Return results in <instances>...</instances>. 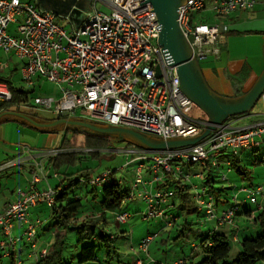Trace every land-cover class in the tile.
Listing matches in <instances>:
<instances>
[{
    "label": "built area",
    "instance_id": "obj_1",
    "mask_svg": "<svg viewBox=\"0 0 264 264\" xmlns=\"http://www.w3.org/2000/svg\"><path fill=\"white\" fill-rule=\"evenodd\" d=\"M140 1L143 0H88L89 9L80 24L67 31L56 21L57 15L53 11L40 8L34 2L0 0V47L22 61V79L33 85L34 79L44 78L61 87L57 97L21 99L18 108L47 111L54 117H82L97 123L128 127L163 140L200 135L205 128V118L191 115L195 105L179 89L176 69L166 64L157 43L160 30L155 27L159 23L157 16L150 11L149 1L139 4ZM254 2L186 0L179 5L176 20L191 48L192 58L198 61L208 56L217 57L228 32L227 17L239 9L251 10ZM104 6L108 11L102 10ZM198 14L201 16L197 17ZM11 23L15 24L16 34L8 33ZM5 66L0 64V69ZM11 99L7 82L0 79V103ZM257 101L261 104L259 118L240 124L242 117H228L194 145L166 148L160 152L135 145L123 149L138 154L136 158L145 159L149 175L143 176L144 164L139 163L126 199L133 198L137 192L146 203L144 217L163 218L166 206L161 208V204H168L172 191L159 185L167 178L191 185L188 182L190 173L185 170L189 163L201 167L216 166L214 156L226 148L235 151L264 144V91ZM64 150L53 148L45 153L54 155ZM13 161L0 165V169L12 165ZM42 172V164L35 166L27 188L17 189L16 198L0 211L3 256L13 257L17 246L25 243L30 254L36 256L33 264H41L38 258H43L46 246L38 247L36 229L42 220L31 219L29 210L38 204L48 208L54 206L56 192L50 185L37 187L40 180L47 178ZM112 174L108 169L96 176L81 177L80 181L89 186H100ZM193 188L195 204L204 211L206 220H215L219 226L233 223L235 206L217 211L213 195L204 187L200 191L195 185ZM252 189L247 190L246 196L250 202H256L258 195L264 193V186ZM129 216L128 212L119 211L115 213L114 221L119 225ZM15 222L23 226L19 234H12ZM153 238L154 235L145 237L138 244V250L147 252ZM193 246L195 249L196 245ZM183 262L182 258H177L163 264ZM132 264L145 262L138 257Z\"/></svg>",
    "mask_w": 264,
    "mask_h": 264
},
{
    "label": "rangeland",
    "instance_id": "obj_2",
    "mask_svg": "<svg viewBox=\"0 0 264 264\" xmlns=\"http://www.w3.org/2000/svg\"><path fill=\"white\" fill-rule=\"evenodd\" d=\"M22 1H31L34 0H22ZM64 3L66 0H60ZM35 3V2H34ZM61 4V2H60ZM70 5L78 4L77 2H69ZM84 7V6H83ZM65 9L60 6L59 12H62ZM88 7H84L83 13L85 14L88 11ZM102 10L108 11V7H102ZM244 12V11H243ZM246 12V11H245ZM209 16L210 14L207 13ZM234 13H231L233 15ZM249 19L247 23L236 25L231 22V17L225 23L228 26V32L225 35L226 45H224V54L228 53L230 49L231 57H244L245 66L251 68L252 71H259L262 67L264 61V30H258V32H251L250 30L253 27L258 25H263L264 23H252L254 19L260 18L255 12L248 13ZM229 15V16H231ZM201 16L198 14L197 17ZM56 21L63 26L67 31H70L72 28V23L60 14H57ZM15 24L11 23L8 28V33L16 34ZM230 32V33H229ZM227 36L230 39L227 42ZM228 37V38H229ZM155 42V40H152ZM221 50V46H220ZM218 57V56H217ZM214 58V57H213ZM212 57L208 58L209 60H215ZM208 60V61H209ZM211 62V61H210ZM222 61L218 60L214 65L223 64ZM209 62H201L200 67H212ZM0 64L6 65L4 69H0V78L6 81H9L11 85L15 88H19L22 91L26 92L29 96V100H32L35 96H54L57 97L60 95V85L51 81H48L44 78L34 79V84H28L22 79L20 73V64L21 60L18 59L12 52L7 53L0 47ZM244 75V73H238L234 75L239 78V76ZM231 84L234 82L231 78L229 79ZM38 112V115L44 118H51L53 115L47 111H35ZM261 112V104L259 101L255 103L251 110V116L242 118L239 120V123H246L250 119L259 118L258 113ZM193 117H201L202 112L196 106L191 112ZM49 133L44 131H37L28 126H25L16 121H4L0 123V165L8 163L12 160L13 164L8 165L7 168L0 169V205L6 198L10 197L12 190L16 191L17 189H26L29 183V180L33 176V170L31 172L28 170L26 164H18V160L22 156L29 154H37L42 149H48V147H57L63 141L64 145H70V143L75 141V146L66 148L63 152L78 151V158L75 159L73 164L69 166L70 171L76 170L79 168L88 167L89 172L92 176H96L105 170H111L113 172L112 178L116 180H122L123 185L126 186L134 178L136 167L139 163L144 164L142 169V174L146 178L149 175L148 170L146 169L147 162L145 159L136 158L138 154H131L124 152L123 149L129 145H134L126 140L127 136L123 133L115 134H97L99 136L105 137L106 141L103 146L97 145V147H88L93 151H88L85 144L84 134L77 133L74 134L70 130L56 131L55 133L49 134L52 136L50 140H47ZM103 142V141H102ZM86 145H84V144ZM130 143V144H129ZM138 147V146H137ZM236 151V152H235ZM233 151L231 148H226L223 150V154L229 155L232 152L237 153L241 163L244 164L249 170V176L244 177L243 179L236 174V171L233 169L228 170L226 166H223L222 172L227 177V180L220 181L218 178L215 180L213 185L215 187H225V194L219 197V208L229 207L234 203V195L237 196V203L240 204V215H237L234 218L232 227H223L221 230H225L228 240L230 243V250L228 260H232L240 250V245L238 241H233L230 232H233L241 238L242 236L256 235L257 230L261 231L258 223H256L254 216L258 211V206L264 207V193L258 195L256 202H250L246 196L247 190L257 186H264V144H260L257 147L256 155H252L250 152H240V149ZM62 152V153H63ZM47 156L48 154L45 153ZM41 158H44L43 156ZM254 159L256 161H254ZM37 160V159H36ZM43 166V165H42ZM67 166H62L60 168V173L66 170ZM200 170L201 168L194 164L189 163L188 166H185V169ZM43 172L46 173L47 169L43 166ZM37 173H40V170L36 168ZM67 171V170H66ZM229 171V172H227ZM42 172V173H43ZM192 173L190 172V181L192 183ZM62 175V174H60ZM49 179H52V187L55 186L58 179L56 177L50 176ZM56 180L54 182L53 180ZM45 182V179H42ZM41 180V181H42ZM201 180V178H200ZM41 181L38 184L39 188L43 187ZM81 185L72 186L68 189V193L72 194L76 192L81 197L82 207L77 213V223L81 222L83 218H86L88 215L94 216V214L99 213L98 201L101 198L100 189H97L95 193L91 194L88 192L90 190L89 186ZM161 186V184L159 185ZM242 187L247 188L246 191H240ZM141 188V186H140ZM194 189V188H193ZM252 189V190H253ZM201 188L197 187V191H200ZM227 201H225V198ZM190 198L192 196L190 195ZM172 199V198H171ZM174 201V200H173ZM176 205L179 200H175ZM40 213L41 217L46 216L49 213V208L42 204ZM45 206V207H44ZM217 207L218 210H221ZM243 209H248L251 212L250 216L243 217L241 211ZM121 211H126L130 214L125 223L120 224L119 226L114 221V212H106L104 214L105 219L103 224H106L112 231H116V238L112 241L114 246V251L111 255L110 264H132L133 261L138 257L150 256L158 261H171L173 257L176 256H188L193 253L191 259L192 262H196L201 259L202 255L200 253L199 240L200 236L205 234L207 227H215V222H207L206 225L197 224L198 217L195 214H185L184 211H180L177 207L172 209L171 212L173 215H178L175 218V221L167 215H164L163 218L160 217H144L147 213L146 203H144L140 197L137 196V192L133 198L125 199L120 207ZM94 213V214H93ZM44 214V215H43ZM243 214V213H242ZM245 215V214H244ZM186 218V220H185ZM200 219V218H199ZM43 230L44 232L40 233L38 236V247L46 243H50L55 232L54 228L50 225V220L45 218L43 220ZM106 222V223H105ZM170 222V224H167ZM172 223V225H171ZM200 223V222H199ZM117 225V226H116ZM48 226V227H47ZM186 226V229L183 231V234L178 236V232L181 228ZM119 227V229L117 228ZM148 235H154L152 241L149 242L147 247V254L138 250V244ZM178 236L177 238L173 237ZM43 238H45L43 240ZM3 240V237L0 235V241ZM88 244H93L96 246L97 256L99 259L105 263L107 256L104 254V247L95 240L80 239L76 233L75 227L70 225L68 230H65L64 236V246L62 251L63 264H79L77 262L80 249L83 246ZM192 244L196 245V248H192ZM22 250L18 252L14 258L13 264H16L18 261L23 264H33L36 260V256L30 254V251L27 247H24L23 244ZM135 253H138L136 255ZM17 258V259H16ZM11 258L9 256H3V251L0 247V264H11ZM83 264H97L96 262H86ZM152 264V263H151Z\"/></svg>",
    "mask_w": 264,
    "mask_h": 264
},
{
    "label": "trees",
    "instance_id": "obj_3",
    "mask_svg": "<svg viewBox=\"0 0 264 264\" xmlns=\"http://www.w3.org/2000/svg\"><path fill=\"white\" fill-rule=\"evenodd\" d=\"M1 79V78H0ZM4 80V79H1ZM11 92H12V99L9 102H2L0 103V110L3 109H12L16 108L19 109L17 104L21 99L28 100L29 96L26 92L22 91L19 88H15L11 85L9 81H6ZM243 92L241 87L236 89L235 96L241 95ZM25 113L27 114H34V111L27 110ZM238 116V115H236ZM231 116V117H236ZM205 114L202 113L201 118H205ZM70 130L72 133H82L84 134L85 144H89L88 147H97V145L103 146L106 139L103 136H99L97 134H92L89 132H83L78 129H66L65 131ZM103 141V142H102ZM65 143L61 141L60 147L62 149L70 148L71 146H75V141L70 143V145H64ZM84 144V143H83ZM84 144V145H85ZM130 144V143H129ZM86 146V145H85ZM258 147V146H257ZM257 147L254 148H247V149H240V152L244 154V152H250L252 155H256ZM78 151H71V152H61L54 155L47 156V166L53 170H60L62 166L69 167L76 158H78ZM236 152V151H235ZM232 152V154H217L214 156L216 159L217 165L212 166L210 171H208L201 182L197 185L198 187H204L208 193L213 195L216 209H217V200L219 197L225 194V187H215L213 183L218 178L220 181L227 180V177L224 176L225 174L222 172L223 166H226L228 170L233 169L236 171V174L239 175L242 179L244 177L249 176L248 168L241 163L237 153ZM226 157L227 160H223L221 163L218 162V158ZM228 161V164L225 162ZM254 161H256L254 159ZM64 178L60 179V181L54 186L55 192V203L54 206L49 208V213L46 215L45 218L50 220V225L54 228L55 232L53 234L52 241L50 243H46L41 245L40 247L46 246V253L43 255V258H38V261L41 264H63L62 259V251L64 246V236L65 230H68L70 225L75 227L76 233L80 239H87V240H95L98 241L100 245L104 247V254L107 256L105 263H103L99 257L97 256L96 246L93 244H88L86 246L81 247L80 253L77 259L79 264H83L86 262H96L97 264H110L111 255L114 251L113 240L116 238V231H112L106 224L107 220L104 217L106 212H114L115 213L121 211L120 207L123 201L129 196L130 187L129 184L126 186L123 185V181L116 180L112 178L107 182L102 183L100 186H89L84 182L80 181L81 177L88 178L90 176V172L88 167L85 168H77L74 171H66L62 172ZM224 176V177H223ZM89 186L90 190L89 193L93 194L96 192L97 189H100L101 198L98 201L99 213L92 215H88L86 218L81 219V222L76 221L77 213L79 209L82 207V200L78 193L73 192L72 194L68 193V189L72 186L76 185ZM170 186L173 187L172 196L173 199L170 198L168 204L166 205L165 215L171 217L173 219L178 217V215H173L171 212L172 209L178 208L180 211H184L185 214H195L198 217L197 224H202L203 226L206 225L207 222H211L212 220H206L204 211L199 210L194 201V194H192V198L188 197V189L191 187L190 184H180L177 180H172L171 178H167V180L161 184V186ZM170 188V187H169ZM244 188V187H242ZM212 192V193H211ZM214 193L216 195H214ZM225 198V197H224ZM234 203L231 204L229 207L235 206L236 210L234 212V218L237 215H240V204L241 202L237 203L236 198L237 196L234 195ZM178 199L179 202L176 205L175 200ZM174 200V201H173ZM225 201L227 199L225 198ZM257 201V200H256ZM171 205V206H169ZM228 208V207H226ZM221 210L225 208H220ZM217 211H220L217 209ZM243 213V214H242ZM250 216L251 212L248 209H243L241 211V215ZM45 218L43 220H45ZM200 218V219H199ZM256 223H258L260 230H257L258 233L256 235H244L241 238L237 236L235 241L239 242L240 250L236 254V256L232 260H228L229 250H230V243L228 240V236L224 230H221L223 227H232V224H224V225H217L215 222V227H207L205 234L200 236L199 240V247L200 253L202 255L201 259L192 262L190 260H186L187 258H182L184 260L183 264H264V207L258 206V211L254 216ZM106 221V224L104 223ZM186 220V218H185ZM175 221V220H173ZM200 222V223H199ZM234 222V220H233ZM120 225V224H119ZM118 225V226H119ZM172 225V223H171ZM43 226V221L39 225V227ZM117 226V225H116ZM48 227V226H47ZM120 227V226H119ZM119 227H117L119 229ZM186 229V226L180 229L178 232V236L183 234V231ZM233 231V230H232ZM38 238V232L36 233ZM235 235V234H234ZM233 235V236H234ZM178 236H174L173 238H177ZM231 236V234H229ZM23 244L24 247L28 246L25 243ZM194 244H192V248L194 249ZM143 252V251H142ZM147 254V252H143ZM139 256L138 253H135ZM192 254V253H191ZM190 254V255H191ZM145 264H163L164 262L158 261L150 256L141 257ZM177 259V258H176ZM175 260V259H174ZM14 259L11 257L10 263L13 264ZM135 261V260H134ZM133 261V262H134ZM173 261V260H172ZM70 264V263H68Z\"/></svg>",
    "mask_w": 264,
    "mask_h": 264
},
{
    "label": "water",
    "instance_id": "obj_4",
    "mask_svg": "<svg viewBox=\"0 0 264 264\" xmlns=\"http://www.w3.org/2000/svg\"><path fill=\"white\" fill-rule=\"evenodd\" d=\"M48 0H35L37 6L53 11L68 18L73 27H77L84 17V7L72 4L65 7L62 12L53 9L47 4ZM57 2L60 0H56ZM149 1L154 11L158 24L155 25L158 31L157 43L160 46L166 64L175 67L179 79V89L194 103V105L205 114V128L203 132L195 137L175 138L163 140L149 134L139 132L128 127L111 126L97 123L82 117H58L53 120H35L24 114L34 127L49 129L52 127H64L65 129H78L92 134H115L123 133L126 140L135 146L160 152L166 148H178L194 145L203 139L214 126L220 124L231 116L249 114L261 93L264 91V68L253 83V85L241 95L222 97L212 92L205 83L200 67L196 59L192 58L191 48L177 23L178 6L186 0H143L139 4ZM74 2V1H73ZM156 20V19H155ZM154 21V20H153Z\"/></svg>",
    "mask_w": 264,
    "mask_h": 264
},
{
    "label": "crops",
    "instance_id": "obj_5",
    "mask_svg": "<svg viewBox=\"0 0 264 264\" xmlns=\"http://www.w3.org/2000/svg\"><path fill=\"white\" fill-rule=\"evenodd\" d=\"M254 1H255L254 5H253V8L251 10H244V9L236 10V11L232 12V13H234L233 15L230 14L231 16L227 17L226 21L231 17V22L232 23L234 22L235 26L241 25V24L247 23V19H249V17H248L249 12H255V13H257L256 15L259 16L260 18L254 19L251 22L252 23H254V22L264 23V0H254ZM82 6L88 7V0H87L86 4L85 5L83 4ZM209 18H210V16H209ZM211 18L214 19V17H212V16H211ZM260 28H262L261 30H264V24L253 27V29H251L250 31L251 32H258V30H260ZM228 37L229 36H227V38H226L227 42L230 39V37L229 38ZM224 45H226V41L220 45L221 50L219 52L218 57L208 56L207 58L198 60L197 62H198V65L200 67V61L206 62V63L209 62L208 64H211V62L216 64V62L218 60L222 61V58H223V61H224L223 64L214 65V66L211 64L212 67H205V68L200 67V71L202 73V76H203L205 83L207 84V86L209 87V89L212 92H214L215 94L222 96V97L233 98L235 96L236 89H238L239 87H241L242 92H246L253 85V83L255 82V80L257 79V77L259 76V74L261 73V71L264 68V61H263L262 67L259 69L258 72L252 71L251 68L247 69V67L245 66V60H244L245 58L244 57H242V58L241 57H231L230 56V49L228 50L227 54H224V56H222V53H224L223 52L224 51ZM210 57H212V58L214 57L213 59H215V60H209L208 58H210ZM21 63H22V61H21ZM20 66H21V64H20ZM238 73H244V75L239 76V78H237L234 75H236ZM230 78L232 80H234V82L232 84L229 80ZM26 111L27 110H25V109H18L17 110L16 108L0 110V123L4 122V121H16V122H19L25 126L32 128V129H35L37 131H40V132L44 131L45 133H49V134L55 133L58 130L59 131L66 130L64 127H60V126L52 127L49 129H39V128L34 127L24 116L15 114V112H18V113L24 114V115H26L32 119L44 120V121L53 120L56 118V117L52 116L51 118L42 119V118H39L41 116L38 115V112L36 113L34 111V114L31 115V114L25 113ZM251 115H254V114H251V111H250L249 114L237 116L234 118H238V117L246 118V117L251 116ZM255 119H257V118H255ZM49 134H48L47 140H50L52 138V136H49ZM59 147H60V145L57 147H48V149L46 148V149L40 150L37 154H34V155L29 154L26 156H22L20 159H17L18 164H22V165L26 164L27 168L30 172H31V170H33L35 168V166H39L40 164H42L44 166V168L45 167L47 168V169H45L46 173L43 172V175H45L47 178L45 179V182H44V180H42V181L40 180V181L43 184V187H45L47 185L52 186V179H49L50 176L54 177L53 174L56 172L57 173L56 178L58 179V181H57V183H58L60 181V179L64 178V175L62 173H60V170H53L50 167V165L47 166V159H46L47 156H44V153H45V151H47L49 149L59 148ZM221 153H223V151L219 152V154H221ZM42 156L44 158H41ZM223 160H227V158L226 157L218 158L219 163H221ZM199 167L201 168L199 171L198 170L190 171L188 168L185 169L189 173L190 172L192 173L191 174L192 175V183H191V187L188 189V193H189L188 197L189 198H190V195L194 194V192H195V189H193V185L198 187L197 185L201 182L204 175L208 171H210L212 166L208 165V166H203V167L199 166ZM68 169H69V167L66 168L67 171H69ZM227 172H229V171H227ZM60 174H62V175H60ZM169 178H171V177H169ZM200 178H201V180H200ZM172 180H174V179H172ZM53 181L56 182L55 179ZM57 183H55V185ZM38 184H37V187H38ZM166 187H168V188L170 187L169 189L171 191L173 190V187L170 186L169 184H168V186L166 185ZM206 190H207V187H206ZM15 192L16 191L12 190L10 193V197L6 198L3 201V203L0 205V211L4 208V206L8 202H10L16 198ZM214 195H216V194L214 193ZM172 199H173V197H172ZM217 201H219V200H217ZM218 203L219 202H217V207H218ZM165 206H166V204H161V208H164ZM42 207H43L42 204H38V205L30 208L29 217L31 219H35V218H40L41 220L44 219L46 216L41 217L42 213H40ZM243 217L246 218V215H243ZM22 228H23V226H21L20 222H15L14 227L12 229V234H19L21 232ZM43 229L44 228L42 226H40L36 229V231L38 232V234H40L41 232L42 233L44 232ZM228 230H229V234H231V239L233 241H235L236 233H234L235 235L233 236V232L232 231L230 232V229H228ZM44 239L45 238H43V240ZM21 250H22V246L18 245L16 254L12 258L14 259L16 257V255L18 254V252H20ZM178 257H184V258H187L186 260H190V258L193 257V253L191 255H188V256H185V255L176 256V257H173L172 260H174ZM163 262H165V261H163ZM21 264H23V263L21 262Z\"/></svg>",
    "mask_w": 264,
    "mask_h": 264
},
{
    "label": "flooded vegetation",
    "instance_id": "obj_6",
    "mask_svg": "<svg viewBox=\"0 0 264 264\" xmlns=\"http://www.w3.org/2000/svg\"><path fill=\"white\" fill-rule=\"evenodd\" d=\"M77 2L78 1V3H80L81 5H85L86 4V2H87V0H66V2L64 3L63 1H56V0H48L47 1V4L49 5V6H51L53 9H55V11L56 10H59V8H60V6L62 7V8H64V7H67L68 5H70L69 4V2ZM34 2H35V0H34ZM60 2H61V4H60ZM199 109V108H198ZM39 118H42V119H47V118H44V117H39ZM56 118H58V117H56ZM61 118V117H60ZM206 118V117H205Z\"/></svg>",
    "mask_w": 264,
    "mask_h": 264
}]
</instances>
